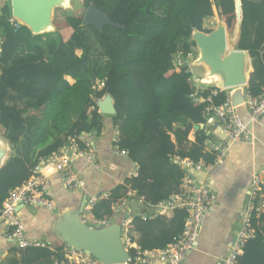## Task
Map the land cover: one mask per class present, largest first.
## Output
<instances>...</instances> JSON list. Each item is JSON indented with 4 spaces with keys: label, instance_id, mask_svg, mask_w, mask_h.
Here are the masks:
<instances>
[{
    "label": "trees",
    "instance_id": "1",
    "mask_svg": "<svg viewBox=\"0 0 264 264\" xmlns=\"http://www.w3.org/2000/svg\"><path fill=\"white\" fill-rule=\"evenodd\" d=\"M241 3L236 48L250 57L246 91L257 95L264 86V0ZM82 4L85 8L93 4L117 26L97 28L83 24L80 11L60 10L63 19L54 20L57 32L34 36L25 26H13L9 0L0 10V129L11 146L0 169V208L9 192L29 178L41 157L57 151L70 137L100 132L103 115L94 99L105 93L114 102L115 114L107 116L117 126L116 145L127 151L136 174L106 196H97L88 208L94 219H110L112 207L128 191L147 206L177 194L185 174L178 158L215 161L202 114L207 102L190 97L191 72L187 65H175V56L192 51V29L210 31L203 23L213 16V7L232 32L233 0H82ZM85 27L102 47V57L92 53ZM213 90L212 103L218 105L227 91L212 85L204 95ZM171 211L170 217L133 216L127 227L139 234L135 244L154 250L173 243L183 231L187 213L179 207ZM251 225L253 234L245 240L236 264H264V207L253 214ZM0 264L75 263L67 260L61 241L53 249L47 244L19 248L11 243Z\"/></svg>",
    "mask_w": 264,
    "mask_h": 264
},
{
    "label": "built area",
    "instance_id": "2",
    "mask_svg": "<svg viewBox=\"0 0 264 264\" xmlns=\"http://www.w3.org/2000/svg\"><path fill=\"white\" fill-rule=\"evenodd\" d=\"M10 21L14 27H19L20 24L13 21L12 18H10ZM194 57L193 50L187 52L184 56L182 51H179L175 56V65H187L189 67L193 86L190 97L195 101L207 102L202 114L207 120L213 119L220 124L225 140L221 146L207 143L209 149L216 153V158L213 163L205 164L203 161L193 162L189 159L178 158L180 165L185 169L179 192L154 205L160 213L175 207L183 208L187 213L183 231L173 243L163 249L143 250L130 238L127 227L129 221L122 220L121 240L124 248L129 252V264H180L184 260L186 253L193 247L208 204L213 198L207 187L199 179L192 176L190 172L212 171L223 159L225 154L224 146L228 141H249L251 139V132L248 129L247 123L243 121L238 107L231 104L228 89H221L227 91V96L218 105L212 103V96L216 93V90L211 91L210 95H204V89L206 87L198 83L199 80L203 82V79H199L191 68ZM242 106L246 108L251 122H259L264 116V86L257 95H252L245 89ZM90 133H81L78 136L70 137L57 151L41 157L32 167L29 178L22 185L9 192L8 197L0 208V230L5 239L19 248L45 246L47 244L44 241L26 236L25 227L18 215L16 206L18 203H21L53 209V202L45 192V185L48 181L43 174L44 165H51L61 175L65 187L69 190L73 191L84 188L85 182L75 171L73 160L76 157L82 156L87 162L97 165L95 147L88 137ZM116 141L117 137L114 139V150L122 155H127L126 150H120L117 147ZM80 142L83 143V147L80 146ZM263 184L264 167L256 172L250 181L246 191V202L240 213L239 228L229 244L228 253L217 264H236V258L245 240L253 234L251 225L252 216L264 207V191L261 188ZM98 199L97 196L89 197L86 199L84 208L88 211L89 206ZM125 200H134L139 205L147 206L144 204L143 198L134 195L133 191H128ZM123 206L124 199L112 207L113 213L110 219L98 220L92 218L86 219L85 222L89 224L92 222L98 226L107 225L117 218ZM66 258L75 264H104L85 251L73 247L67 248Z\"/></svg>",
    "mask_w": 264,
    "mask_h": 264
},
{
    "label": "crops",
    "instance_id": "3",
    "mask_svg": "<svg viewBox=\"0 0 264 264\" xmlns=\"http://www.w3.org/2000/svg\"><path fill=\"white\" fill-rule=\"evenodd\" d=\"M7 1L0 0V10ZM219 18L221 16L213 7V16L204 19L203 26H207L210 22L215 23V26L225 24ZM2 40L0 36V43ZM195 68L196 66H193L194 74L196 73ZM195 75L199 79L203 77L201 70L198 75ZM198 83L204 87L213 85L206 79H203V82L199 80ZM238 110L243 121L247 123L251 139L249 141H228L224 146L223 159L212 171L190 172L207 187L213 198L208 204L193 247L186 253L180 264H217L226 256L229 244L239 228L240 213L246 202V191L250 181L253 175L264 167V116L257 123L251 122L244 106L238 107ZM102 115L104 125L100 132L93 131L88 135L95 147L97 165L87 162L82 156L73 160L75 171L85 182L84 188L69 190L65 187L61 175L51 165H44L43 174L48 181L45 185V192L53 202V209L21 203L16 206L18 215L24 224L26 236L46 242L50 249L61 242L57 237L56 228L58 219L61 220L63 213L76 212L84 197L88 199L91 196H106L111 188L123 183L126 177L136 174V166L127 155L114 150V139L118 134L117 126L112 124L110 116ZM205 128L210 135L208 141L221 146L225 139L220 124L210 119L207 120ZM193 139V134H191L189 140ZM262 188L264 191L263 186ZM125 198L127 194L122 198L124 206L119 216H123V220L127 222L133 216L141 214H164L167 217L172 214L169 209L160 213L155 206H142L134 200L126 201ZM81 218L85 222L86 219L93 217L84 208ZM129 234L134 242L139 237L137 232L131 230ZM3 239L5 238L0 230V240ZM67 248L65 245L66 251ZM67 260L69 261L68 258Z\"/></svg>",
    "mask_w": 264,
    "mask_h": 264
},
{
    "label": "water",
    "instance_id": "4",
    "mask_svg": "<svg viewBox=\"0 0 264 264\" xmlns=\"http://www.w3.org/2000/svg\"><path fill=\"white\" fill-rule=\"evenodd\" d=\"M74 1L9 0L11 18L16 23L25 26L34 36L47 33L55 34L57 27L54 23V10L60 8L66 12H73ZM233 2L235 19L232 32H228L225 24H219L209 32L194 28L189 38L193 42L191 48L195 52L191 65L201 66L203 68L202 76L211 77L214 86L220 89H229L231 104L240 107L244 102V90L250 77L251 64L250 57L245 50L226 48L229 39L228 33H233L236 45L241 33L242 3L241 0H233ZM82 22L83 24H92L97 28L106 24L117 26L93 4H89L85 8ZM212 74L220 76L219 83L211 76ZM94 101L99 113L115 114L113 98L109 93H105L103 97L94 99ZM197 127L194 125L195 129ZM200 127L202 128L203 124H200ZM10 152V143L4 138L0 129V169L5 165ZM85 203L86 197L83 198L76 212L63 213L61 220L56 221L59 240L67 247L85 251L104 264L127 263L130 255L121 240L122 219L116 218L107 225L91 228L81 218ZM80 229L94 235L97 240L88 242L85 237L78 236ZM11 243L7 239L0 240V261L7 254Z\"/></svg>",
    "mask_w": 264,
    "mask_h": 264
},
{
    "label": "rangeland",
    "instance_id": "5",
    "mask_svg": "<svg viewBox=\"0 0 264 264\" xmlns=\"http://www.w3.org/2000/svg\"><path fill=\"white\" fill-rule=\"evenodd\" d=\"M73 8H74V10H73V12H78V11H80V12H82V13H84V10H85V7H83V5H82V0H75L74 1V5H73ZM60 10H62V9H60V8H56L55 10H54V19H56V20H58V21H61L62 19H63V13L60 11ZM62 11H64V10H62ZM64 12H66V11H64ZM220 20H222L221 18H219ZM222 22H223V20H222ZM210 26V27H209ZM216 26H215V23H212V22H210V24H208L207 26H205V28L206 29H208V30H212L213 28H215ZM84 31H85V33H86V35L88 36V38H89V41H90V47H91V51H92V53L93 54H95V55H99V57H102V54H103V49H102V47L99 45V43H98V41L96 40V38H95V35L93 34V32H92V30H90L89 28H87V27H85L84 29H83ZM229 34V39H228V47H229V49H236V44L234 43V35H233V33H228ZM194 54H195V52H194ZM191 68H192V70H193V66L191 65ZM200 70L201 71H203V68L201 67V66H196V68H195V74H197L198 75V72H200ZM202 79V78H201ZM202 82V81H201ZM213 84V83H212ZM212 86V85H211ZM218 88V87H217ZM229 90V89H228ZM11 153V152H10ZM88 221V220H87ZM87 225L89 226V227H91V228H96V227H100V226H98V225H95V224H93L92 222H90V224L89 223H87Z\"/></svg>",
    "mask_w": 264,
    "mask_h": 264
},
{
    "label": "bare ground",
    "instance_id": "6",
    "mask_svg": "<svg viewBox=\"0 0 264 264\" xmlns=\"http://www.w3.org/2000/svg\"><path fill=\"white\" fill-rule=\"evenodd\" d=\"M218 26V25H217ZM226 36H227V34H226ZM227 38V37H226ZM226 48H228L229 49V47H228V44L226 43ZM215 80H217V82L219 83L220 82V76L219 75H216V74H212L211 75ZM203 79H206V80H209V81H211V82H213L212 81V79H211V77H202ZM78 232H79V234H77L78 236H83V237H85L86 238V240L89 242H94V241H96L97 239H96V237L93 235H91L90 233H88V232H86V231H84V230H82V229H80V230H78Z\"/></svg>",
    "mask_w": 264,
    "mask_h": 264
}]
</instances>
